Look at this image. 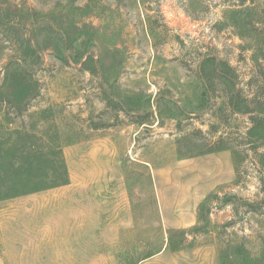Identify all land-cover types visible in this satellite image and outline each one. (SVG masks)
Listing matches in <instances>:
<instances>
[{"label":"rangeland","instance_id":"1","mask_svg":"<svg viewBox=\"0 0 264 264\" xmlns=\"http://www.w3.org/2000/svg\"><path fill=\"white\" fill-rule=\"evenodd\" d=\"M14 130L67 180L0 200V264H264V0H0Z\"/></svg>","mask_w":264,"mask_h":264},{"label":"trees","instance_id":"2","mask_svg":"<svg viewBox=\"0 0 264 264\" xmlns=\"http://www.w3.org/2000/svg\"><path fill=\"white\" fill-rule=\"evenodd\" d=\"M47 137L17 130L12 132L14 144L5 154L6 161L0 157V200L51 189L66 183V170L60 146L37 145ZM217 150L222 148L210 149L207 153ZM170 248L177 249L171 243ZM137 263L132 261L130 264Z\"/></svg>","mask_w":264,"mask_h":264}]
</instances>
